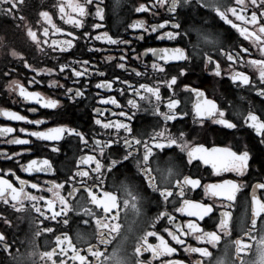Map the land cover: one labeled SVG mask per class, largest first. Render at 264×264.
I'll use <instances>...</instances> for the list:
<instances>
[{"label": "flooded vegetation", "instance_id": "flooded-vegetation-1", "mask_svg": "<svg viewBox=\"0 0 264 264\" xmlns=\"http://www.w3.org/2000/svg\"><path fill=\"white\" fill-rule=\"evenodd\" d=\"M62 0H0V109L14 110L28 116L30 119L44 118L47 120L45 125L39 126L40 129L54 126L55 123H67L71 126H77L88 136L89 144L92 146V139L98 138L106 141L109 138L123 139V132H116L114 129L105 130L92 123L93 113L91 107L94 106L93 94L98 91L94 87L97 77L89 80L88 84V99L84 102L72 103L64 99L65 89L67 87L82 88L85 86V81L80 80L74 82V77L70 71L60 72L58 65L64 64L66 68L78 67V70L84 68L89 69V73L94 71L91 65L83 64L84 59L91 60L99 65L102 71H105V78H110L112 75H118L124 80H128L133 84L134 88L143 84L152 88H160L163 96H167L168 92L165 89V82L171 74L170 72H157L151 68L152 55L147 56L142 54L143 49L147 47H172L179 46L186 50L188 61L174 62L175 67H185L188 69L184 77H181L178 83H190L194 88H201L206 95L214 99L219 107L226 112V117L238 123V129H227L221 125L212 123L211 120H205L201 125L199 122H194L192 117V100L194 96L190 92H184L180 87L176 88V96L181 100V110L188 113L185 118L165 123L158 115L155 114V109L160 105V110L163 101H156L155 97L144 90L143 98H137L133 93H128L120 97L117 93L110 92L107 94L117 95L122 109L115 111H129L126 106L128 99H135L138 105V110L131 120L133 133L138 135L141 140L148 139L154 132L161 129H168L165 135H170L176 138L180 131L185 133L184 139L190 145H204L206 148L213 147H233L234 150H243V145L247 144L252 158L249 160V170L243 176H237L234 172H222L216 174L211 165L194 162L193 165H188L186 162V154L179 149L168 151H156L152 158V166L154 169H165L172 167L175 173L193 174L202 178V182H216L221 179H231L236 181L239 191L235 192V199L230 202L225 199L212 198L211 203L215 208V214L211 219L202 222L203 227L207 231H215L216 224L220 222V211H228L231 213L228 218V234L225 235L221 230L219 233L221 239L216 245H204L211 253L207 257H198L195 254H186L180 250L176 255L177 258L185 260V264H195L198 259L203 260V264H217L218 259L223 260V264H264V247H261V242L264 241V204L259 202L256 205L255 225H253L252 201H251V185L264 177V145L258 143V137L254 130L243 125V115L248 111H257L264 119V97L257 94L256 89L264 88L257 80V73L248 65L249 56H243L244 66L241 71L247 72L253 80V85L237 86L226 75L216 77L211 72V66L206 69L204 64L205 56H212L221 60V68L226 72L228 64L225 58L219 57V48L230 47L235 50L238 44L248 47L252 53V58L264 59L258 51V46L254 47L250 41L244 40L235 29L226 25L221 21L213 8L224 9L231 5L232 0H179V8L175 15V22L180 25L181 37L178 40H158L155 37L158 33H145L144 40L131 41L132 48L127 49L128 60L126 62V72L117 68V64L123 61L113 60L107 62L106 57H118L121 50L124 48L123 42L128 41L134 35H139L141 29H130V25L137 21H144L145 26L158 24L162 19H171L167 7L157 6L152 9L151 13H138L134 9L139 5L152 3V0H80V3L85 5L88 10V15L83 18V27L80 30L75 29L70 25H65L58 16V5ZM92 4L98 5V8L103 9V24L102 31L108 32L119 38L121 43L118 46L105 45L101 42H96L98 47H106L107 51L101 53H89L86 49L89 44L85 42L83 32H90V25L96 23L94 18L97 9L92 7ZM206 5V6H202ZM41 10H47L51 13L52 21L58 28H66L69 32H76L80 39L76 42V47H73L69 52L65 53L58 48L49 47L53 39H71L67 36L52 35V27L45 23L39 16ZM45 28H48L49 35H42ZM34 32L39 38V50L36 44H33L28 31ZM171 30L166 28L165 31ZM93 35L95 32L92 33ZM210 35L216 39V43H206L200 39V35ZM47 39L49 45H45ZM239 51V48H236ZM18 54V55H15ZM136 56L135 60L133 56ZM27 61L30 68H25L24 64ZM78 61L79 63H74ZM239 64V60H237ZM236 65H233L235 68ZM55 69L54 73L50 70ZM37 70L40 74L37 75ZM139 72L140 75H136ZM29 78L43 81L41 84L32 85L29 90H38L45 96L61 100L62 107L59 109H44L34 102H29L21 98L15 91H10L6 88L10 79L19 80L27 86ZM56 82L55 87H49L48 81ZM241 97L243 99H241ZM29 109H38L35 112H29ZM239 111L241 116H235L234 112ZM107 115V113H106ZM11 126L17 131L5 137H0V151L19 152L23 145L10 144L9 140L17 136H23L18 129L20 127L29 128L30 130H38L37 126L30 125L26 122L12 121L0 116V126ZM32 139L34 144L40 142ZM151 141L149 140V143ZM41 151L33 149L32 153L23 154L20 157V162L23 163L27 159H31L33 155H50L53 157L54 163L57 164V175L44 173H24L20 171L16 160H8L5 157H0V170L12 168L16 175H19L25 182L26 186L23 192H27L34 200L24 199L20 193L19 198L15 201L11 196H5L4 200H0V264H60V260L56 257L59 254V249L56 248L54 238L63 232H67L72 236V241L78 249L87 247V244H95V229L91 224L84 225L81 221L86 217L78 216L73 213L70 216L68 225L53 222L41 216L36 208L44 210V200L54 199L51 193L46 189L48 184L45 181L50 180H65L71 173L72 160L75 155L81 154V144L79 139L68 137L61 141V152L59 155L48 153L43 145H39ZM141 153L143 148L140 149ZM114 155V154H113ZM67 158V160H66ZM136 160L140 156L135 157ZM124 177H131L135 189L144 199L142 201V214L136 216L131 209L122 210L120 223L121 230L119 233H114L109 245L102 246L105 255L110 256L113 249L119 250L120 255L124 258L125 264H138L134 249L138 243V237L148 228L152 217L162 208V203L158 195L148 189L143 177L136 173L135 165L132 160L127 162L123 167L113 172L105 182L106 187L118 184ZM5 179L11 180L12 187L19 190V182L11 174H5ZM178 176L169 178L177 179ZM94 178L88 181L89 185L94 183ZM156 182L161 183V173L156 172ZM74 183V182H73ZM32 184L39 185L38 189L31 187ZM165 187L169 184L163 185ZM230 190V189H229ZM63 194V190H62ZM189 198H195L209 202V198L203 195V189H197L188 194ZM71 202V201H70ZM87 200L85 194L81 192L78 201L73 203V207L79 209L86 206ZM227 206V207H226ZM171 205H169L170 209ZM179 219L183 220L187 217L180 215ZM166 224L161 222L157 228L165 227ZM54 228L56 231L46 232L45 229ZM77 231L80 236L77 237ZM236 241L241 242V250L237 254ZM150 242H155L154 238H150ZM170 243H173L169 241ZM189 243L196 244V241L189 240ZM10 246V247H8ZM150 253H144L140 258L139 264H147V259ZM66 264H70L67 262Z\"/></svg>", "mask_w": 264, "mask_h": 264}, {"label": "snow or ice", "instance_id": "snow-or-ice-1", "mask_svg": "<svg viewBox=\"0 0 264 264\" xmlns=\"http://www.w3.org/2000/svg\"><path fill=\"white\" fill-rule=\"evenodd\" d=\"M91 4V0H88ZM157 6L167 7L171 19H162L158 24L145 26L144 21L137 20L130 25V29H141L139 35H134L128 41H124V48L118 57L108 56L105 58L107 62L113 60L123 61L116 66L118 69L126 72V62L128 60L127 49H131L132 53L135 49L132 48L131 41L144 40L145 33H158L155 37L158 40H178L182 33L180 32V25L175 22V15L179 8V0H152V3L139 5L134 11L138 13H151L152 9ZM206 6V5H202ZM95 12L94 18L96 23H92L89 27L90 32H83L85 42L89 44L86 49L89 53H101L107 51L106 47H98L96 42H101L105 45L118 46L121 41L114 35L102 31L103 24V9L98 8V5L92 4ZM217 17L226 25L235 29L236 32L244 40L250 41L251 45L258 46V51L261 57H264V0H232L231 5L221 9L213 8ZM87 7L80 3V0H62L58 5L59 19L65 24L80 30L83 27V18L88 15ZM41 19L49 24L53 31L52 35H62L70 37L71 39H53L49 45V41L45 39L44 44L49 47L58 48L62 52H69L73 47H76V42L80 39L76 32H69L66 28H58L52 21L51 13L47 10H41L39 13ZM171 29L165 31V29ZM95 32L93 35L92 33ZM30 41L36 44L39 50V38L34 32L30 30L26 33ZM42 35L47 37L49 35L48 28H45ZM206 43H216L210 35H200ZM239 48V51L236 50ZM151 53L153 59L151 68L157 72H172L165 82V89L168 92L167 96H163L160 88H152L151 86L139 85L134 88L133 84L128 80L122 79L118 75H112L110 78H105V71H102L98 64L91 60L84 59L83 64L91 65L94 69L89 73L88 68L78 70V67L66 68L64 64L58 65L60 72L70 71L74 77V82L78 83L80 80L85 81V86L82 88L67 87L65 89L64 99L72 103L84 102L88 99V87L86 86L89 80L97 77L94 87L98 89L94 96V106L91 107L93 113L92 123L105 130L114 129L116 132H123L124 138L116 139L109 138L106 141L94 138L92 139V146H85L89 144V137L85 135L77 126H71L67 123H55L54 126L40 129L39 126L45 125L47 120L44 118L30 119L21 113L14 110L0 109V116L10 119L12 121L26 122L30 125L37 126L38 130H30L29 128L20 127L18 131L23 136H17L9 140L10 144L23 145L19 152L9 154L5 151H0V157H5L8 160H16L20 171L24 173H44L57 175V164L54 163L53 157L50 155H33L31 159L25 162H20V157L23 154L32 153L35 148L36 151H41L39 145H43L48 153L59 155L61 152V141L68 137H75L79 139L81 144V154L75 155L72 160L71 173L65 180H50L45 181L48 184L47 192L51 193L54 199L44 200V210L41 211L39 207L36 211L50 219L53 222L68 225L70 216L75 213L78 216L86 217L81 222L84 225L91 224L95 229L96 243L87 244L86 249H78L72 241V236L63 232L56 235L54 243L59 249V254L56 257L60 260V264H125L124 258L120 255L119 250L114 248L111 255H105L102 246L110 244L113 234L119 233L121 230L120 217L122 210L131 209L136 215L142 214V201L144 197L135 189L134 182L131 177H124L118 184L106 187L105 182L114 171L123 167L130 160L133 161L136 173L143 177L148 189L155 192L161 203L162 208L158 213L152 217L151 222L139 237L138 243L134 249L137 262L143 257L144 253H150L147 259V264H185V260L177 258L180 250L186 254H195L198 257H207L211 253L204 245H216L220 242L219 233L221 230L224 234H228V218L231 213L221 210L220 222L216 224L215 231H207L202 225L211 219L215 214V208L210 202L212 198L225 199L231 202L235 199V192L239 191L236 181L231 179H221L216 182L204 183L202 178L193 174L175 173L172 167L165 169L156 168L152 166V158L156 151H172L179 149L186 154V162L188 165H193L194 162H203L210 164L216 174L222 172H234L237 176L245 175L249 170V160L252 158L251 151L247 144L243 145V150H234L233 147H213L206 148L204 145L192 146L184 139L185 133L180 131L176 138L170 135H165L168 129H161L154 132L148 139L141 140L138 135L133 133L131 120L138 110V105L135 99H128L126 106L129 111H115V109H122L117 95L107 94L110 92L117 93L120 97L128 93H133L137 98H143V92L146 90L151 93L155 100L163 101L162 107L164 111L160 110V105L155 109V114L158 115L165 123H170L185 118L187 112L182 111L181 100L174 98L176 96V88L180 87L184 92H190L194 96L192 100V117L194 122H199L201 125L205 120H211L212 123L223 126L227 129H238V123L226 117L225 110L221 109L214 99L209 98L205 91L201 88H194L190 83H178L181 77H184L186 71L185 67H175L174 62L188 61V55L185 49L179 46H164V47H147L143 49L142 54L147 56ZM18 55V54H15ZM249 56L248 65L257 73V80L261 85H264V59L252 58V53L248 47L241 44L235 46V50L230 47L219 48V57L225 58L228 64V71L221 68V60L212 56H205L204 64L206 69L211 66V72L216 77L226 75L237 86L253 85L252 77L240 68L244 66L243 56ZM136 60L137 57L134 55ZM239 60V64H237ZM74 63H79L74 61ZM233 65H236L233 68ZM25 68H30L27 61L24 64ZM55 69L50 70L54 73ZM40 70H37V75ZM136 75H140L136 72ZM43 81L29 78L27 86L22 84L19 80L10 79L6 88L10 91H15L21 98L26 101L34 102L44 109H59L62 107L61 100L49 96H45L38 90H29L32 85L41 84ZM49 87H55L56 82L49 80ZM257 94L264 97V88L256 89ZM241 99H243L241 97ZM38 109H29V112H35ZM107 113V115H106ZM235 116H241L239 111L234 112ZM243 125L254 130L258 143L264 145V119L257 111H248L243 115ZM17 129L11 126H0V137H5L14 133ZM31 138L40 144H34ZM149 140L151 141L149 143ZM143 148L141 153L140 149ZM264 151V150H262ZM114 154V155H113ZM140 156L139 160L135 157ZM67 160V158H66ZM161 173V183L156 182V172ZM5 174H11L19 182V190L12 187L11 180L5 179ZM178 176L177 179L169 181L170 177ZM94 178L95 182L89 185L88 181ZM74 182V183H73ZM169 184L165 187L163 185ZM26 182L19 176L12 168L0 170V200H4L5 196H11L15 201L19 198L20 193L23 194L24 199L34 200L29 193L23 192ZM31 187L38 189L39 185L32 184ZM203 189V195L209 198V202H204L200 199L189 198L188 194L197 189ZM230 189V190H229ZM251 201H252V215L253 225H255L256 205L259 202L264 204V177L251 185ZM63 190V194H62ZM85 194L87 204L86 206L76 209L73 203L78 201L79 194ZM71 201V202H70ZM7 202V200H4ZM169 205H171L169 209ZM227 207V206H226ZM183 215L186 219H179L178 216ZM264 216V213H261ZM164 222L165 227L157 228V226ZM46 232H55L54 228L45 229ZM3 234L0 233V237ZM80 233L77 231V237ZM150 238H154L155 242H150ZM189 240L196 241V244L189 243ZM169 241L173 242L170 243ZM237 254L241 250V242L236 241ZM10 247V246H8ZM261 247H264V241L261 242ZM195 264H203L202 259L195 261ZM217 264H223L222 259L217 260Z\"/></svg>", "mask_w": 264, "mask_h": 264}]
</instances>
